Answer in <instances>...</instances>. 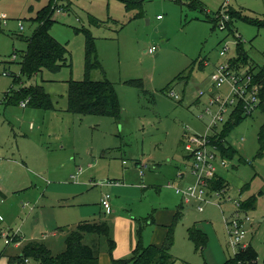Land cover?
I'll return each instance as SVG.
<instances>
[{"label": "rangeland", "instance_id": "1", "mask_svg": "<svg viewBox=\"0 0 264 264\" xmlns=\"http://www.w3.org/2000/svg\"><path fill=\"white\" fill-rule=\"evenodd\" d=\"M50 2L0 0V264H18L12 260L32 239L46 241L54 254L64 250L65 246H60L64 243L57 239L49 235L41 238L42 231L48 233L47 225L54 220L65 223L58 227L61 233L68 225L75 229L81 220L108 222L104 212L81 219L79 211L81 207L99 206L105 190L101 185L106 182L155 185L148 198L135 195L121 204L131 216L155 209L177 210L183 205L172 249L175 264H216L220 250L227 259L234 256L222 210L230 216L236 207L224 202V197L212 195L200 212L196 204H186L175 187H185L192 179L185 136H215L207 131L218 112L217 107L210 106V98L226 95L229 88L211 84L215 67L237 59L239 46L248 58L245 72L253 69L257 73L263 64L264 0H62V11L55 15L51 34L69 51L67 67L56 74L44 70L42 76L29 79L22 73L23 53L38 27L34 20ZM129 4L137 8L130 10ZM230 11L236 13L232 29L215 28L218 14L232 19ZM93 18L99 25L92 24ZM80 29L89 30L96 39L104 70L92 72L90 78H106L116 87L122 108L118 122L65 110L66 82L85 79L86 35L78 32ZM152 48L155 52L150 54ZM226 48L229 54L221 57ZM44 79L59 82L47 87L53 91L56 111L8 104L5 98L12 90L38 86ZM172 91L180 99L171 97ZM232 117L229 110L224 122L213 130L221 136ZM225 141L237 151L236 156L228 158V168L221 171L228 183L225 200L256 198V209L249 214L260 227H255L246 242L257 250L258 264H264L262 99ZM79 168L82 173L78 181L85 185L84 193L72 203L68 196L47 191L48 185L73 184L71 176ZM126 171L138 173L130 172L126 181ZM181 171L189 180L178 178ZM110 196V202L116 199L114 194ZM196 224L209 237L204 253L196 251L189 235ZM14 233L22 246L6 244L4 235ZM145 244L151 243L146 240Z\"/></svg>", "mask_w": 264, "mask_h": 264}, {"label": "trees", "instance_id": "2", "mask_svg": "<svg viewBox=\"0 0 264 264\" xmlns=\"http://www.w3.org/2000/svg\"><path fill=\"white\" fill-rule=\"evenodd\" d=\"M62 0H51L48 6L43 8L37 15L34 22L38 27L31 38L27 40V50L23 53L22 73L27 78L41 75L44 70L56 74L66 66L69 51L51 34V30L56 23L55 15L57 9L61 6ZM141 7V6H140ZM128 9H136L135 4H129ZM227 28L232 29L235 12ZM219 15V14H218ZM92 24L99 25V21L91 19ZM229 24V25H228ZM218 26V19L215 21V28ZM86 35L85 41V79L83 81H68L67 91V111L76 115H98L109 117L117 122L120 121L122 108L115 85L108 79L92 80V72L101 70L104 73L103 66L98 57L96 39L89 30L80 29ZM240 45V44H239ZM238 48V60L244 64L247 62V56ZM251 72L253 69H250ZM257 79L262 83L261 99L264 104V74L261 73ZM136 86H142L141 82H133ZM8 104L19 105L21 101L29 99L28 107L51 111L57 110L56 102L53 96L48 93L44 86L22 87L19 90H12L5 98ZM245 115L239 112L233 121L229 122L220 139H226L228 134L238 126ZM220 150L223 156L233 158L237 151L229 144L220 142ZM213 188L216 190L228 188L227 181L219 176L215 181ZM245 188L244 190H246ZM256 198L251 197L244 200L242 207L245 210L256 208ZM182 208L176 213L174 221L168 227L167 236L162 246L155 245L144 246L142 240L139 241L137 248L133 253L123 259H112V264H175L176 259L172 255V249L175 243V228L182 216ZM111 233L110 226L104 221H83L74 230L68 232L64 244L65 248L58 254H54L51 249L40 243H29L23 247L22 253L12 260V263L18 264H99L100 247L96 241L99 238H109ZM191 240L195 245L197 252L203 253L208 245V236L197 227L189 230ZM19 239L17 238V241ZM110 252L115 246L110 241ZM258 252L249 245L242 251L238 250L234 256L227 259L224 264H258ZM28 260V262H26Z\"/></svg>", "mask_w": 264, "mask_h": 264}, {"label": "built area", "instance_id": "3", "mask_svg": "<svg viewBox=\"0 0 264 264\" xmlns=\"http://www.w3.org/2000/svg\"><path fill=\"white\" fill-rule=\"evenodd\" d=\"M62 9L59 7L57 12L60 13ZM227 14V13H226ZM218 27L221 30L227 28V22L230 21V17L218 15ZM21 29L23 26L21 25ZM155 49H150L149 53L153 54ZM230 52L229 48L224 49L220 53L221 57H226ZM237 59H233L227 64H222L215 67L214 72L210 76V82L214 87L222 88L228 85V93L222 96L220 94L212 95L210 98V106L218 108L217 114L214 116L213 121L210 126L207 127L208 132H212L215 136L209 135H197V134H187L185 136L186 142H184L185 150L188 157L192 160L190 167V176L193 181L187 184L185 187H175L176 193L181 195L186 204H196L197 209L200 212L204 211V204L211 202L212 195L217 197H224V202L232 203L236 209L226 216L225 212L222 210V203H218L217 206L220 207L224 216V224L226 227V232L229 237V246L234 251V255L238 250H246L249 247V243L246 242L248 234L251 232L253 227V217L249 214V211L242 207L244 200H235L227 198V188L216 190L213 188L215 181L220 176V171L228 168L229 162L228 158L223 156L220 150V142L226 144L225 139H220L213 128L217 127L219 123L224 122L226 114L229 110L232 112V119L234 120L236 115L241 112L243 115L251 116L253 112L258 108L260 104V95L262 90V83L257 79L259 74H264V61L262 66H259L257 73L254 71L245 72L244 63ZM206 65H208L206 63ZM170 96L175 99H180V97L172 91ZM238 103L237 108H233ZM29 104V99L21 101L20 106L22 108H27ZM230 121V122H231ZM244 140V139H242ZM188 176L185 172L179 173L180 179H186ZM169 187L174 188L173 185ZM111 196L106 194L102 200V206L105 209H109ZM8 238L6 244L18 243V234L14 233L12 236H5ZM28 262V260H26Z\"/></svg>", "mask_w": 264, "mask_h": 264}, {"label": "crops", "instance_id": "4", "mask_svg": "<svg viewBox=\"0 0 264 264\" xmlns=\"http://www.w3.org/2000/svg\"><path fill=\"white\" fill-rule=\"evenodd\" d=\"M43 73L44 72H42L41 76L43 75ZM58 83L59 82L57 80H53V79L45 80L44 79L43 82L39 86H44L45 90L51 94L53 91L48 90L47 87L56 86ZM65 110L66 112H68L67 107ZM31 128H33V125H31ZM221 171H220V176L223 177ZM130 172L131 171H126V173L123 175V178L126 181H127V176H129ZM81 173H82V169L79 168L78 173H76V175L71 176V181L73 182V184L63 182V183H60L59 185H53V184L48 185L49 187L47 186L48 187L47 191L48 192L51 191L53 193L68 196V198H70L69 202L72 203L75 200V198H77L79 195L84 193L85 185L83 183H79L78 181V178L80 177ZM131 173H133V175H137L138 172L132 171ZM186 179L189 180V176H187ZM192 181L193 179H191L190 182ZM128 183L129 184L121 185L118 182H114V183L106 182L102 184L101 186L104 187L105 190L103 191V194L101 195L99 206H95L93 207V209L81 207L79 210L81 219L93 217L99 212H104V214H106L109 218L108 222L106 223L110 226V229H111L110 237L109 238L103 237V238H99L96 240L100 247L99 264H112V259L118 260V259L129 257L133 253V251L137 248L140 240H142L144 246H148L145 244L146 240L149 243H151L150 245H155L157 247L162 246L167 236L168 227L174 221L176 213L179 211L181 207H183L182 205L177 210L155 209L153 213L149 212L146 215L131 216L130 214H127L126 212H124L123 206H121V204L124 202L126 203V202L131 201L132 200L131 198L134 197L135 195L139 196V198H142V199L148 198L152 192V188H154L153 186L155 185L154 184H144V183L139 184L138 182H134V183L128 182ZM59 188H64V189H59ZM55 189H58V190L54 191ZM110 193L114 194L116 199L111 201L112 203L110 202L111 207L109 209H105L102 206V200L106 194L110 195ZM110 199H112V197ZM256 206H257V202H256ZM183 208H182V212H183ZM32 210L34 209L31 208V211ZM252 210L253 209L248 210V211L250 212ZM81 222H83V220H81L75 226L77 227ZM63 225H65L64 222L58 223L55 220L53 221V224L49 223V225H47L48 233L46 230L42 231V237H41L42 240H45L46 236L49 235L50 238L54 240L57 239L59 243L63 244L68 232L74 230V229H71L72 226L68 225L67 227L69 228H65L67 230L63 229V233H61L60 232L61 229H59L58 227H64ZM194 226L202 230L207 235V233L203 229H201L197 224ZM255 227L258 228L260 226L256 225L253 221V227L247 237H249L250 234L253 233V231H255ZM44 231L46 232V234H43ZM18 239L19 240H18L17 245H21L20 243L21 239L19 236H18ZM111 240L115 244L112 250V253L110 252V245H111L110 241ZM31 241L33 243H40V244L47 245L46 241L45 243L41 241H37V240L35 241L34 239H32ZM208 242H209V237H208ZM249 245L253 247L252 243H249ZM47 246L50 249H52L50 245H47ZM60 246L63 249L65 244L60 245ZM22 249H23V246H22ZM226 261H227L226 256L220 250L219 259L216 261V264H224Z\"/></svg>", "mask_w": 264, "mask_h": 264}, {"label": "water", "instance_id": "5", "mask_svg": "<svg viewBox=\"0 0 264 264\" xmlns=\"http://www.w3.org/2000/svg\"><path fill=\"white\" fill-rule=\"evenodd\" d=\"M65 230H67V229H65Z\"/></svg>", "mask_w": 264, "mask_h": 264}]
</instances>
